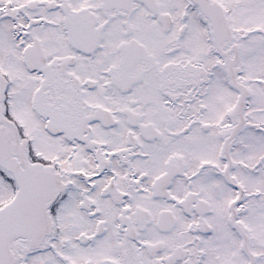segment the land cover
I'll use <instances>...</instances> for the list:
<instances>
[{
    "label": "snow or ice",
    "instance_id": "snow-or-ice-1",
    "mask_svg": "<svg viewBox=\"0 0 264 264\" xmlns=\"http://www.w3.org/2000/svg\"><path fill=\"white\" fill-rule=\"evenodd\" d=\"M0 264H264V0H0Z\"/></svg>",
    "mask_w": 264,
    "mask_h": 264
}]
</instances>
